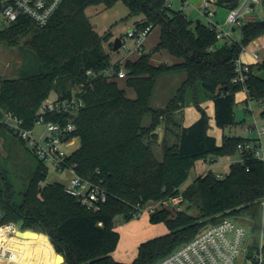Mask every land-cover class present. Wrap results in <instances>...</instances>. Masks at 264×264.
Returning a JSON list of instances; mask_svg holds the SVG:
<instances>
[{"label": "trees", "instance_id": "1", "mask_svg": "<svg viewBox=\"0 0 264 264\" xmlns=\"http://www.w3.org/2000/svg\"><path fill=\"white\" fill-rule=\"evenodd\" d=\"M117 1L63 0L43 27L24 14L11 22L0 20V43L22 50L24 63L20 69L26 62L34 66L23 69L19 76L0 79V136L25 144L8 126V114L20 120L22 127L32 128L41 104L51 93L60 98L81 96L84 106L72 133L79 145L70 148L68 161L75 164V172L83 180L106 192V200L96 209L87 208L65 190L64 184L44 183L48 166L35 156V166L20 187L0 168L4 220L17 223L23 230L45 234L54 252L64 256V264H156L205 227L226 218L248 217L255 243L261 228L264 163L255 159L236 161L225 175L209 170L184 190L179 186L197 160L214 161L235 154L237 144L245 139L223 136L218 143L208 132L210 115L203 103L213 102L218 127L237 123L235 95L242 87L232 82L236 58L242 45L264 35V20L244 22L240 41L218 40L214 29L188 19L181 9L172 10L167 0H121L130 10L126 18L142 14L143 19L135 25L150 26V31L159 26L160 37L151 50L141 48L136 60L113 63L104 49L112 33L100 35L85 8L98 4L110 7ZM209 2L229 10L239 5L226 0ZM109 45L113 48L112 42ZM161 49L181 61L152 64V55ZM110 66L125 70L126 84L136 91L135 98L127 97L115 78L98 74ZM175 73H184V78L162 105H155L158 79ZM247 86L249 98L244 101L261 100L260 116L264 117V59L251 65ZM190 105L200 117L184 126L178 113ZM156 146L161 149V157L156 155ZM9 157L3 156L0 147V161ZM175 197H181L180 205L186 206L180 210L157 208L149 213L150 222L164 223L168 231L141 242L132 261L116 260L112 253L120 235L113 227L115 216L129 220L147 201ZM22 244L16 254L7 252L15 255L19 264H32L36 250L25 240ZM34 264L42 263L36 257Z\"/></svg>", "mask_w": 264, "mask_h": 264}, {"label": "built area", "instance_id": "2", "mask_svg": "<svg viewBox=\"0 0 264 264\" xmlns=\"http://www.w3.org/2000/svg\"><path fill=\"white\" fill-rule=\"evenodd\" d=\"M63 0H0V20L7 22L14 21L20 14H24L33 19L37 26H45L53 13ZM258 0H240L238 7L230 9L223 24L213 20L215 15L209 0H204L202 7H197L198 11L205 14L208 18L206 25L216 31L218 40L229 38L233 39V28L242 25L244 22L253 19L249 14L251 3ZM170 5V3H169ZM150 26L137 27L129 31L122 38V45L125 39L134 38L137 48H141L142 40L148 35ZM247 45H242L241 51L236 58L235 74L232 82L240 84L242 91L249 98L247 83L251 76V65L259 64L264 59V35L252 40ZM247 54L252 61L243 59ZM88 74L92 70L87 71ZM110 79L125 77L123 69L117 70L115 66H110L98 73ZM250 99L247 101L249 104ZM263 108L261 100H256ZM84 106L81 96L74 95L72 98H60L56 93H51L41 104L32 128H24L21 121L14 118L11 114L6 117V122L16 133L19 139L27 143L29 149L48 167L57 170L67 169L74 173V177L65 190L77 196L81 202L90 209H96L99 203L106 200L105 190L97 185L83 180L75 172V164L69 163L68 157L72 151L67 150L74 144L75 138L72 133L75 131V119L78 112ZM261 112V111H260ZM48 116H57L56 119H48ZM59 116H64L65 120ZM36 124H40L42 129L35 134ZM245 131L256 132V137H245L236 147L239 154V162H246L255 159L264 163V147L261 137L264 135V124L259 125L258 119L254 114L253 124L247 125ZM249 170V167L246 168ZM222 176V174H217ZM178 197H175L177 199ZM171 199V198H170ZM164 205V201H159ZM179 202V201H178ZM177 202V203H178ZM180 205V203H179ZM175 204L164 205L171 210H180L181 206ZM264 207V200L262 201ZM162 207V206H161ZM163 208V207H162ZM138 214H134V217ZM23 229L13 221H5L4 213L0 209V264H19L15 260V255L8 254L7 251L21 250L22 241L26 240L18 235V231ZM254 233L251 231L250 224L235 221L233 218H226L222 221L209 225L197 233L193 238L183 243L168 255L161 258L156 264H237L240 256L254 264H264V229H260L257 234V241L254 243ZM21 246L16 249L14 246ZM27 261V259L25 260Z\"/></svg>", "mask_w": 264, "mask_h": 264}, {"label": "rangeland", "instance_id": "3", "mask_svg": "<svg viewBox=\"0 0 264 264\" xmlns=\"http://www.w3.org/2000/svg\"><path fill=\"white\" fill-rule=\"evenodd\" d=\"M170 3V7L172 10H179L181 9L186 16L192 20L193 22L197 19L201 20L203 23H207L208 18L205 14L201 13L200 11H197V9L194 7H202L204 0H188L190 3L187 2L186 5H184V1L187 0H167ZM211 8L222 10V7H216L214 4H211ZM225 12L227 10L223 9ZM129 7L121 0L117 1L110 7H105L104 4H98V5H88L85 8V13L93 25L94 29L100 34L103 35L105 32H111L112 37L109 39V41L104 42V49L106 52L110 53L111 60L113 63L119 61L120 59H123L124 57H128L129 60H134L135 57L139 56V51H135V44L136 40L132 37L125 39L124 45H122L119 49L115 50L114 48H111L109 45L110 42L113 43L114 39L116 37H120L121 39L132 29H134L135 24L137 21H139L141 18H143V15H133L128 18H126L129 14ZM248 14L257 20H264V3L262 0H258L255 3L254 7H251V10H249ZM220 16V14H218ZM223 18V17H221ZM225 19H221L219 23L223 24ZM235 31H233L232 37L236 41H240L242 39V28L241 25H237L235 27ZM160 34V27H154L151 32L143 38V45L145 47L146 51L151 50L156 44L159 39ZM252 45L248 44L247 48L251 49ZM127 48V50H125ZM130 52V53H129ZM30 53V52H28ZM155 58H153L156 54H158ZM168 55L167 62L170 64L172 62L171 57L172 55L167 52V50H163L162 52L157 51L155 52L151 58L154 62H160L156 60H162L164 56ZM243 59L246 61H252L251 58L245 54L243 55ZM24 63V54L22 50L19 47L16 46H9L5 43H0V79L2 77H16L19 76L23 71L26 69H29L28 67H34L33 63L26 62L23 69L20 67ZM20 69V70H19ZM23 70V71H22ZM171 76L175 75V81L172 82V90H174L182 81L184 78V73H176V74H170ZM169 75H162V77H167ZM119 86L123 89H125V93L127 95L136 96L135 90L127 87L124 83V80L120 79L117 81ZM159 86V79L156 84V88ZM156 88L154 90L153 98L156 93ZM160 92V90H159ZM158 95V92H157ZM162 95H158V97H162ZM245 93L244 92H238L235 95L236 103L234 105V111L236 115V121L237 123L232 126H226L224 128H220L216 125L214 118L210 117V128L208 130L209 134L214 136L218 143H221L223 136H241V137H256V132H249L245 131V127L247 125L253 124L254 122V114L256 115L258 119V124L263 125L264 124V117L260 116V110L261 106L259 103L255 100H250L249 104L245 102L244 99ZM243 98V99H242ZM154 102V101H153ZM197 109H193V111H196ZM192 111V110H191ZM207 111V109H206ZM209 112V111H208ZM207 112V113H208ZM190 113V112H189ZM190 114L186 115V122L190 120L189 117ZM144 123H147V119L145 118ZM42 129V126L40 124H36L34 133L37 134ZM160 137H162L163 131L160 130ZM2 138V139H1ZM9 136H0V147L3 156L10 154V157L5 159V161H0V168L4 169V173L7 175V177L12 180L17 186L22 185V181L25 180V178L28 177V174L31 170H33L35 166V155L34 153L29 149L27 143L22 144L19 141H16L15 139L11 138L12 140H9ZM2 142V143H1ZM261 142L264 147V135L261 137ZM79 141L78 139H75L74 145L71 147V149H74L78 147ZM69 150V148H67ZM156 155L158 157H161V149L156 146ZM238 154L235 153L231 155L228 159L223 156H219L216 158L215 164L214 161L210 160L208 158L206 164L211 165L213 169L217 172L220 170H224V164H226L227 160H233L237 159ZM227 169V168H226ZM198 173V167L194 166L191 167L188 173V177L186 180L179 186V189L182 191L184 190L196 177ZM224 175L226 172H222ZM74 177V173L70 170L63 169V170H57L53 167L48 168L47 173V179L44 183H53V182H59L64 185H68L71 182V179ZM179 201V202H178ZM181 201V197H178L177 199L171 198L164 201V205H167L169 207V204H175L179 205ZM178 202V203H177ZM164 205H160L159 201L156 200H149L147 201L143 208L141 209L140 213L136 217H132L129 220H124L121 216H115L113 220V227L114 229L119 233L120 238L118 245L116 249L113 251L112 255L116 260L119 261H131L136 258L138 253V246L141 242H144L150 238H153L155 236H159L164 234V232L168 231L167 227L164 223H152L149 220V213L154 209H160L162 207H165ZM162 206V207H161ZM181 206V207H180ZM186 205H179V207L182 209ZM195 212V211H190ZM248 217H244L243 220H239L237 218H234L235 221L238 220V222H243V224H248ZM264 229V207H261V229ZM165 232V233H166ZM39 235V237H38ZM24 239H26V243L29 247H35L38 246L41 250V260L43 261V264H64L60 263L61 258L57 256V252L55 253L53 248L51 247L48 237L45 234L42 233H26L22 235ZM46 237L47 243L44 241V238ZM47 246L50 254L46 253ZM16 249H21V246H14ZM36 250V255L39 254V249L34 248ZM52 255V256H51ZM37 257V256H36ZM36 257L32 259V264H34ZM28 256L24 258V261L27 259ZM237 264H254L252 262H249L243 258V256H240L237 259Z\"/></svg>", "mask_w": 264, "mask_h": 264}, {"label": "crops", "instance_id": "4", "mask_svg": "<svg viewBox=\"0 0 264 264\" xmlns=\"http://www.w3.org/2000/svg\"><path fill=\"white\" fill-rule=\"evenodd\" d=\"M187 2L188 3H190L188 0L187 1H184V5H186L187 4ZM212 4V3H211ZM254 6H255V3H254ZM196 9H197V7L196 6H194ZM223 9H225V10H227V12H225L223 9L222 10H217V9H213L214 10V13H215V15H214V17H213V20L214 21H216V22H219V21H221V19L223 20V19H226V16H227V14H228V12H229V9L228 8H225V7H222ZM197 11H198V9H197ZM218 14H220V16H218ZM221 17H223V18H221ZM253 18V17H252ZM143 18H141L139 21H141ZM189 19V18H188ZM254 19V18H253ZM197 20H199V19H197ZM199 21H201V20H199ZM204 24H206V22L204 23ZM157 27V26H156ZM233 31H235V28H233L232 29ZM151 32V31H150ZM149 32V33H150ZM148 33V34H149ZM159 37H160V34H159ZM143 41V40H142ZM158 41H159V39H158ZM157 41V42H158ZM124 45V44H123ZM141 48H143V49H145V47H144V45H143V42L141 43ZM141 48H137V46H136V44H135V51H139V53L141 54ZM125 50H127V48H125ZM163 50H165V49H161L160 50V52H162ZM168 52V51H167ZM130 53V52H129ZM140 54H139V56H140ZM170 54V53H169ZM159 55V53L158 54H156L153 58H155L156 56H158ZM247 55V54H246ZM138 56V57H139ZM138 57H135L134 58V60H136ZM165 57H166V59L168 58V55L166 56H164L163 58H162V60H156V61H160V62H154L152 59L153 58H151V63L152 64H154V65H159V64H161V63H167V64H169L168 62H167V60H165ZM247 57H248V55H247ZM128 59V57H124L123 59H120L119 61H117V62H120V61H125V60H127ZM171 60H172V62H170V64H174V63H177V62H180L181 61V59H179V58H177V57H175V56H173L172 55V57H171ZM117 62H115V63H117ZM176 74V73H175ZM166 75H169V76H167V77H160L159 78V86L156 88V97H155V100H154V104L155 105H162L165 101H166V99L169 97V95H171V93H172V82H174L175 81V78H174V76L175 75H173V76H171L170 74H166ZM117 81L118 80H120V79H122V80H124V83H125V85L127 86V84H126V76L125 77H116L115 78ZM119 85V84H118ZM127 87H129V86H127ZM129 88H131V89H134V88H132V87H129ZM125 90V89H124ZM159 90H160V92H159ZM157 92H158V95H162L163 94V96L162 97H158V95H157ZM239 92H243V91H239ZM135 95H136V91H135ZM126 96L127 97H129V98H135L136 96H129V95H127V93H126ZM247 97V95H246V93H245V96H244V99ZM243 99V98H242ZM243 99V100H244ZM203 106L207 109V112H208V114L209 115H211L213 118H214V105H213V102L211 101V100H208V101H206V102H204L203 103ZM195 107L193 106V105H190V106H186V107H184L183 109H181L180 111H179V117L181 118V120H182V124L184 125V126H189V125H191L193 122H195L199 117H200V113L198 112V110H196V111H193V109H194ZM196 109V108H195ZM192 110V111H191ZM261 111V110H260ZM190 112V113H189ZM187 114H190L189 115V117H190V120L188 121V122H186V115ZM210 116V117H211ZM160 130H162V128H160ZM163 131V130H162ZM162 137H163V134H162ZM2 139V138H1ZM2 143V142H1ZM0 145H2V144H0ZM72 147V146H71ZM71 147H68V148H71ZM238 154V153H237ZM233 155V154H232ZM231 155H229V156H223V157H226L227 159L230 157ZM239 159H240V156H239V154H238V157H237V159H233V160H227L226 161V164H224V167H223V171L224 172H226V173H228L229 172V169H230V165L232 164V163H234V162H236V161H239ZM208 160V159H207ZM207 160H203V159H199V160H197L196 162H195V166H197L198 167V173H197V176H199V175H202V174H204V173H206L207 171H212V172H214V173H216V174H223L222 172V170H220L219 172H217V171H215L214 169H213V167H211V165H213V164H215V161L216 160H214V163H212L211 165H207L206 164V162H207ZM49 168V167H48ZM227 168V169H226ZM249 224V223H248ZM263 228V227H262ZM261 229V228H260ZM168 230V229H167ZM166 232V231H165ZM164 232V233H165ZM38 237H39V235H38ZM40 238V237H39ZM44 238V241L47 243V239H46V237H43ZM49 242V241H48ZM30 248H37V249H39V247L38 246H35V247H30ZM45 248H46V253H48V254H50V252H49V250H48V248H47V246H45ZM57 254V253H56ZM41 250L39 249V254L37 255V258H38V260L43 264V261L41 260ZM52 256V255H51ZM132 261V260H131ZM124 262V261H123ZM126 262H130V261H126Z\"/></svg>", "mask_w": 264, "mask_h": 264}, {"label": "water", "instance_id": "5", "mask_svg": "<svg viewBox=\"0 0 264 264\" xmlns=\"http://www.w3.org/2000/svg\"><path fill=\"white\" fill-rule=\"evenodd\" d=\"M226 1H234V2H237L238 3L240 0H226ZM251 7H254V3H251ZM197 22H199V20H197ZM121 46H122V39L120 37H116L114 39V41H113V48L115 50H117ZM26 233H38V232H36L34 230H31V229H25V230H22V231H18V235L20 237H23L21 235L26 234ZM57 256L62 258V262H60V263H63L65 261V258H64V256L62 254L57 253Z\"/></svg>", "mask_w": 264, "mask_h": 264}, {"label": "bare ground", "instance_id": "6", "mask_svg": "<svg viewBox=\"0 0 264 264\" xmlns=\"http://www.w3.org/2000/svg\"><path fill=\"white\" fill-rule=\"evenodd\" d=\"M61 258V257H60ZM61 262H62V258H61Z\"/></svg>", "mask_w": 264, "mask_h": 264}]
</instances>
